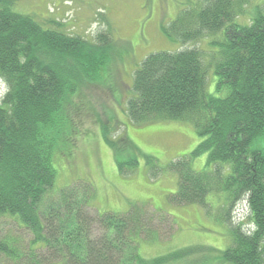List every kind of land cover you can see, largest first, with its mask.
I'll return each instance as SVG.
<instances>
[{
  "label": "trees",
  "instance_id": "trees-1",
  "mask_svg": "<svg viewBox=\"0 0 264 264\" xmlns=\"http://www.w3.org/2000/svg\"><path fill=\"white\" fill-rule=\"evenodd\" d=\"M248 1L189 2L162 27L182 47L152 52L141 61L123 108L127 123L194 124L201 141L190 157L169 165L178 174V189L169 198L207 211L212 194L223 197L220 218L231 241L221 257L229 264H264V7L240 21ZM64 25L53 18L41 22L17 12L15 1L0 0V78L7 86L0 97V218L16 226L0 236V264L177 261L196 248L153 259L139 252L137 239L149 233L146 205L94 214L90 182L57 188L54 156L70 155L75 145L78 93L101 80L115 60V39L107 31L90 40ZM207 36H213L212 54L205 61L206 51L196 44ZM102 127L120 172H133L138 160L120 157L130 145L138 147L129 139L112 140L109 125ZM202 154H208L207 167L197 171L192 160ZM146 164L158 176V160L150 157ZM241 201L248 214L237 222L232 212Z\"/></svg>",
  "mask_w": 264,
  "mask_h": 264
},
{
  "label": "rangeland",
  "instance_id": "rangeland-1",
  "mask_svg": "<svg viewBox=\"0 0 264 264\" xmlns=\"http://www.w3.org/2000/svg\"><path fill=\"white\" fill-rule=\"evenodd\" d=\"M13 1L17 12L34 15L41 22L56 19L65 24L63 29L70 34L91 40L107 31L115 39V60L107 65L102 79L83 85L84 91L78 93L77 103L81 111L74 117L78 130V136L74 137L75 145L70 155L57 152L54 156L57 188L80 181L90 182L95 190L90 206L94 214L99 211L125 213L135 204L146 205V225L150 234L143 233L137 239L139 252L146 259L195 247L170 264H229L223 263L221 257L231 241L228 225L220 218L225 204L223 197L212 194V206L207 211L197 204H174L169 198L178 189V174L169 165L184 156L190 157L201 141L194 124L173 120L127 123L123 110L131 93L133 71L141 61L152 52L175 50L183 45L167 37L163 33V25L172 22L189 2L199 0ZM257 6L264 7V0L248 1L240 21H248ZM212 40L213 36H207L196 44L206 51L205 61L212 54L209 45ZM190 46L193 45L185 47ZM211 78L209 86L214 90L216 76L213 70ZM6 90V83L0 78V97ZM102 124L109 125L112 140L119 141V138L126 142L129 139L138 147L135 149L130 145L119 156L124 161L131 157L138 160L133 172H120L116 149L106 142ZM150 157L155 158V162L158 160L156 177L150 174L146 164ZM207 160L208 154H202L193 158L192 166L202 171L207 167ZM128 168L133 167L128 165ZM157 209L163 210V214ZM247 214L245 201L239 202L232 212L237 222L243 221ZM173 218L175 224L171 222ZM14 230L16 226L11 221L0 218V236Z\"/></svg>",
  "mask_w": 264,
  "mask_h": 264
}]
</instances>
